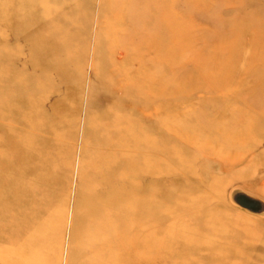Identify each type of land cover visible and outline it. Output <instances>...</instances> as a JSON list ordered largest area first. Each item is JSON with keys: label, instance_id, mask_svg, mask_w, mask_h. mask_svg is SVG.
<instances>
[{"label": "rangeland", "instance_id": "374dc122", "mask_svg": "<svg viewBox=\"0 0 264 264\" xmlns=\"http://www.w3.org/2000/svg\"><path fill=\"white\" fill-rule=\"evenodd\" d=\"M210 2L0 0V264H264V0Z\"/></svg>", "mask_w": 264, "mask_h": 264}, {"label": "water", "instance_id": "95a60500", "mask_svg": "<svg viewBox=\"0 0 264 264\" xmlns=\"http://www.w3.org/2000/svg\"><path fill=\"white\" fill-rule=\"evenodd\" d=\"M232 201L239 208H242L250 213H264V203L261 200L253 198L245 193L237 192L233 194Z\"/></svg>", "mask_w": 264, "mask_h": 264}, {"label": "bare ground", "instance_id": "6f19581e", "mask_svg": "<svg viewBox=\"0 0 264 264\" xmlns=\"http://www.w3.org/2000/svg\"><path fill=\"white\" fill-rule=\"evenodd\" d=\"M150 1H154V2H157V1H159V0H150ZM187 1H191V6L192 7H197L198 9H203V12L202 13H208L211 9V0H187ZM159 4V3H158ZM155 7H156V5H154ZM159 9V8H158ZM157 9V10H158ZM231 68V67H230ZM231 133V132H230ZM231 137H233L232 136V134L230 135ZM229 136V137H230ZM233 139V138H232ZM224 141V140H223ZM229 141H231V140H229ZM235 141V140H234ZM224 142H226V141H224ZM233 143V142H232ZM240 143V142H239ZM241 144V143H240ZM241 148V147H240ZM246 152V151H245ZM128 187V186H127ZM27 189H28V187H27ZM31 189V188H30ZM128 190V189H127ZM118 193H116V198L117 199H119V198H123V196H125L126 194H125V192H122L121 191V189L119 190L118 189V191H117ZM123 195V196H122ZM127 209H128V207H126L125 209H121V211H122V216H124L125 215V213L126 212H129V211H127ZM118 212H120V210L118 211Z\"/></svg>", "mask_w": 264, "mask_h": 264}]
</instances>
